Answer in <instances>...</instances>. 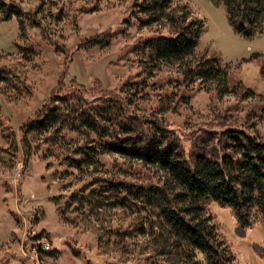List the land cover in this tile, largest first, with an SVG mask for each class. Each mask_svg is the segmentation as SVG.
<instances>
[{"label": "rangeland", "instance_id": "374dc122", "mask_svg": "<svg viewBox=\"0 0 264 264\" xmlns=\"http://www.w3.org/2000/svg\"><path fill=\"white\" fill-rule=\"evenodd\" d=\"M13 1L30 19L23 29L19 17L4 20L0 10V63L14 67L31 90L19 94L0 82V264H185L177 233L158 202L104 188L107 179L160 185L168 177L164 170L110 149L91 148L83 156L81 146L92 144V135L70 128L54 135L33 132L27 160L20 125L53 90L84 86L93 94L119 92L130 98L136 114L163 118L187 152L203 137L214 143L227 127L264 137V78L254 59L264 56V30L252 38L236 34L225 7L211 0H173L170 9L205 20L194 56L217 52L231 78L256 93L246 97L233 89L223 93L210 80L180 85L177 64L147 67L146 56L131 46L148 35L169 34L172 25L167 19L138 21L130 14L132 0ZM108 30L116 32L110 44L79 48L81 39ZM132 76L145 85L121 91ZM208 214L238 264H264L262 221L241 235L230 208L209 202Z\"/></svg>", "mask_w": 264, "mask_h": 264}, {"label": "trees", "instance_id": "16d2710c", "mask_svg": "<svg viewBox=\"0 0 264 264\" xmlns=\"http://www.w3.org/2000/svg\"><path fill=\"white\" fill-rule=\"evenodd\" d=\"M211 1L225 7L228 23L236 34L252 38L263 32L264 0ZM172 2L132 0L130 14L138 21L152 24L167 19L172 30L169 34L145 36L135 42L130 51L145 55V63L150 68L177 64L180 85L210 80L219 85L216 89L223 93L233 89L246 97H255L256 93L241 79L231 78V72L225 70L217 52L199 58L194 56L207 24L202 18H190L184 11L171 13ZM0 10L4 20L13 15L19 17L25 29L30 17L19 2L0 0ZM115 37L116 32L108 30L81 39L78 46L102 47ZM254 59L260 61L264 78V56L255 54ZM135 76L122 82L121 91L124 87L138 91L145 85L146 82ZM0 82L10 84L19 94L31 90L14 67L1 63ZM130 107V98L119 92L93 94L84 86L53 90L33 116L20 125L27 160L32 153L33 132L51 130L54 135L63 128H70L92 135V144L81 146L83 156H89L91 148L97 152L104 148L157 165L168 175L160 185L107 179L104 188L124 198L133 196L147 203L158 202L177 233L175 240L187 258L185 264H238L213 216L205 215V208L209 202L230 208L241 235L258 220L264 224V137L242 127H227L214 143L213 137H203L187 152L163 118L141 116ZM73 159L83 162L84 157ZM139 264L151 263L146 260Z\"/></svg>", "mask_w": 264, "mask_h": 264}]
</instances>
